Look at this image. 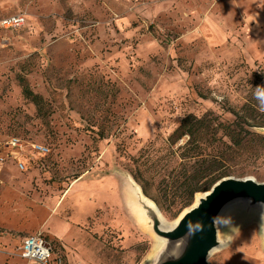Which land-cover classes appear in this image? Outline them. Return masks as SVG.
<instances>
[{"label": "rangeland", "instance_id": "rangeland-1", "mask_svg": "<svg viewBox=\"0 0 264 264\" xmlns=\"http://www.w3.org/2000/svg\"><path fill=\"white\" fill-rule=\"evenodd\" d=\"M18 13L0 25V264H34L18 248L37 233L64 264H145L155 242L126 179L172 222L194 202L175 182L192 170L185 116L264 134L248 127L264 124V0H0V20ZM247 136L218 128L206 151L264 181V142ZM217 230L208 264H264L260 211L233 208Z\"/></svg>", "mask_w": 264, "mask_h": 264}, {"label": "water", "instance_id": "water-1", "mask_svg": "<svg viewBox=\"0 0 264 264\" xmlns=\"http://www.w3.org/2000/svg\"><path fill=\"white\" fill-rule=\"evenodd\" d=\"M126 181L144 218V228L160 240L147 264H208L211 253L223 244L218 237L217 221L229 208L260 211L264 231V181L259 182L252 176L220 178L207 191L197 192L194 202L168 225L158 206L140 186L130 178Z\"/></svg>", "mask_w": 264, "mask_h": 264}, {"label": "trees", "instance_id": "trees-1", "mask_svg": "<svg viewBox=\"0 0 264 264\" xmlns=\"http://www.w3.org/2000/svg\"><path fill=\"white\" fill-rule=\"evenodd\" d=\"M24 93L27 96H32L35 100L38 98L27 87L24 88ZM247 107L251 109L248 117L254 119L255 117L252 115L253 106L247 104ZM239 118L243 120V117L239 116ZM237 126L240 129H236ZM248 127L255 129L264 127V124L253 122L248 124ZM218 128H221L230 142L237 147L244 145L250 139L247 136L248 134H253L264 142L263 133L249 131L241 123H235V126L232 127L230 124L215 123L213 119L208 118L206 115L197 117L193 114H188L185 116L176 130V138L187 135V140L179 148L182 147L186 162L191 165L190 169L192 170L189 172L188 169L183 168L182 175H177L175 182L182 187L185 197L188 199L187 202L189 203L186 205L191 203L197 192L207 191L217 180L229 176V166L226 164L224 157L220 156V154H212L206 151L210 144L219 140L216 137ZM242 130L244 133H242ZM206 136H209V139ZM170 143H175V141L172 140Z\"/></svg>", "mask_w": 264, "mask_h": 264}, {"label": "built area", "instance_id": "built-area-1", "mask_svg": "<svg viewBox=\"0 0 264 264\" xmlns=\"http://www.w3.org/2000/svg\"><path fill=\"white\" fill-rule=\"evenodd\" d=\"M24 23L25 17L19 13L6 16L0 20V25L4 28H16L24 25ZM8 144L12 147L21 146L18 138H12ZM32 148L40 153L48 151L45 145L38 143L32 144ZM18 255L34 264H64L62 257L54 254L52 244L40 233L23 237L18 248Z\"/></svg>", "mask_w": 264, "mask_h": 264}, {"label": "bare ground", "instance_id": "bare-ground-1", "mask_svg": "<svg viewBox=\"0 0 264 264\" xmlns=\"http://www.w3.org/2000/svg\"><path fill=\"white\" fill-rule=\"evenodd\" d=\"M128 188V187H127ZM129 190H130V187H129ZM129 192V199H130V203H128L129 205H131L130 206V208L133 210V212L135 213V217L137 218V220L140 222V224H141V226L142 227H145V221H144V218H143V216L141 215V213H140V211H139V208H138V205H137V203H135L134 202V200L132 199V196H131V193H130V191H128ZM130 209V210H131ZM233 208H229V209H227V210H225L222 214H221V216H220V219L221 218H223L226 214H228L231 210H232ZM229 217V216H228ZM174 221L175 220H173L172 222L174 223ZM225 221V220H224ZM227 221V220H226ZM170 222H168V221H166L165 220V225H168ZM146 230V229H145ZM148 232V231H147ZM149 233V232H148ZM150 234V233H149ZM153 238H154V242H155V245H154V248L155 247H157L158 245H159V243H160V240L159 239H157L156 237H154L153 235H151ZM224 246V244H222L220 247H223ZM219 247V248H220ZM147 262L148 261H146V264H147Z\"/></svg>", "mask_w": 264, "mask_h": 264}, {"label": "crops", "instance_id": "crops-1", "mask_svg": "<svg viewBox=\"0 0 264 264\" xmlns=\"http://www.w3.org/2000/svg\"><path fill=\"white\" fill-rule=\"evenodd\" d=\"M13 15V14H12ZM9 16V15H8ZM254 20H256L257 23H261L262 18L261 17H254ZM26 260V259H25Z\"/></svg>", "mask_w": 264, "mask_h": 264}, {"label": "clouds", "instance_id": "clouds-1", "mask_svg": "<svg viewBox=\"0 0 264 264\" xmlns=\"http://www.w3.org/2000/svg\"><path fill=\"white\" fill-rule=\"evenodd\" d=\"M190 230H191V225L189 226Z\"/></svg>", "mask_w": 264, "mask_h": 264}]
</instances>
